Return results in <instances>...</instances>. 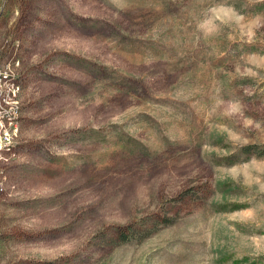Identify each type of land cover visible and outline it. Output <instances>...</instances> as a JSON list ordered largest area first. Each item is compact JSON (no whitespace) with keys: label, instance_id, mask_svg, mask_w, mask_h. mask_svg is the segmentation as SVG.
<instances>
[{"label":"rangeland","instance_id":"374dc122","mask_svg":"<svg viewBox=\"0 0 264 264\" xmlns=\"http://www.w3.org/2000/svg\"><path fill=\"white\" fill-rule=\"evenodd\" d=\"M0 61V264H264V0H0Z\"/></svg>","mask_w":264,"mask_h":264},{"label":"built area","instance_id":"2783aa9c","mask_svg":"<svg viewBox=\"0 0 264 264\" xmlns=\"http://www.w3.org/2000/svg\"><path fill=\"white\" fill-rule=\"evenodd\" d=\"M22 110L21 86L17 76L11 64L0 61V195L5 190L1 177L16 145Z\"/></svg>","mask_w":264,"mask_h":264},{"label":"trees","instance_id":"16d2710c","mask_svg":"<svg viewBox=\"0 0 264 264\" xmlns=\"http://www.w3.org/2000/svg\"><path fill=\"white\" fill-rule=\"evenodd\" d=\"M158 222L161 223V224H163V225H166L170 221H169V219H163L162 221H158ZM156 226L149 227V229L147 228L145 231H143L141 233L143 235V237L145 238V237L151 235L154 232ZM130 227L131 226L127 227V229H130ZM133 234H136V233L133 232V231L126 232V230H124L123 233H122V235H121V238H122L121 240H123V241L124 240H129V239H131V236H133Z\"/></svg>","mask_w":264,"mask_h":264}]
</instances>
